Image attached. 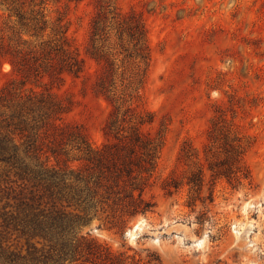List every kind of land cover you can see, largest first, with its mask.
Listing matches in <instances>:
<instances>
[{
	"label": "rangeland",
	"instance_id": "obj_1",
	"mask_svg": "<svg viewBox=\"0 0 264 264\" xmlns=\"http://www.w3.org/2000/svg\"><path fill=\"white\" fill-rule=\"evenodd\" d=\"M22 1L25 18L20 22L0 0V34L7 40L21 35L37 45L53 36L62 18L69 37L86 52L99 0ZM112 2L124 13L135 12L147 32L151 60L141 99L134 107L155 116L153 124L144 126L145 132L165 135L154 185L147 191L157 207L152 214L136 217L91 212L79 237L95 239L114 252L142 259V263L148 261V254H155L162 264H264V0ZM37 11L47 21L40 37ZM137 65L133 59L127 64L123 87L118 78L122 113L130 104L129 96L140 86ZM0 69L1 90L18 76L12 74L5 57L0 58ZM100 74V65L88 58L80 78L67 75L63 83L47 81L46 86H37L33 80L27 88L49 89L62 99L73 100V110L64 116V122L82 127L91 144L102 147L112 106L95 87ZM219 106L226 108L229 122L253 144L245 157L253 183L239 188L226 180H219L213 188L209 183L206 193L214 191L213 202L206 207L199 202L194 209L188 206L187 188L170 197L162 185L175 170L185 141L203 147ZM10 185L0 166L1 209L6 205L14 209L18 203L5 189ZM205 213L207 220L200 222L198 218ZM135 225L141 228L131 237L127 232ZM3 238L4 248L21 256L15 262L0 259V264H37V249L42 247L37 238L14 228L5 230Z\"/></svg>",
	"mask_w": 264,
	"mask_h": 264
},
{
	"label": "trees",
	"instance_id": "obj_2",
	"mask_svg": "<svg viewBox=\"0 0 264 264\" xmlns=\"http://www.w3.org/2000/svg\"><path fill=\"white\" fill-rule=\"evenodd\" d=\"M2 3L23 22L25 2ZM37 15L40 37L47 21L43 13L37 11ZM63 22L58 19L53 36L34 46L21 35L7 40L0 34V58H7L12 74L18 76L0 90V166L5 182L11 184L5 189L18 202L14 209L9 210L10 205L0 208V259L20 260L21 255L10 253L2 242L4 231L14 228L39 240L37 264H162L155 254H148V261L142 263L95 239L79 237L91 212L136 217L152 214L157 207L147 191L154 185L165 135L145 132L144 126L153 124L155 116L134 107L141 99L151 60L144 23L135 12H122L112 0H99L83 53ZM88 58L100 65L95 87L112 106L102 147H94L82 127L64 122L73 110V100L62 99L49 89L27 88L33 80L37 86H46L63 83L67 75L80 78ZM132 59L138 63L135 76L140 86L122 113L118 78L123 87ZM216 113L203 147L185 141L175 170L162 185L170 197L187 188L188 206L194 209L199 202L205 207L213 202L214 191L206 193L209 183L212 188L219 180L234 188L253 183L245 160L253 144L229 122L226 108L219 106ZM206 215L198 220L205 222Z\"/></svg>",
	"mask_w": 264,
	"mask_h": 264
},
{
	"label": "water",
	"instance_id": "obj_3",
	"mask_svg": "<svg viewBox=\"0 0 264 264\" xmlns=\"http://www.w3.org/2000/svg\"><path fill=\"white\" fill-rule=\"evenodd\" d=\"M140 228H141V226L136 228V225H135L133 229L128 230L127 234L130 235L131 237L137 236L138 233H139Z\"/></svg>",
	"mask_w": 264,
	"mask_h": 264
},
{
	"label": "bare ground",
	"instance_id": "obj_4",
	"mask_svg": "<svg viewBox=\"0 0 264 264\" xmlns=\"http://www.w3.org/2000/svg\"><path fill=\"white\" fill-rule=\"evenodd\" d=\"M139 226H140V225H136V228L139 227ZM133 237H135V236H133Z\"/></svg>",
	"mask_w": 264,
	"mask_h": 264
}]
</instances>
